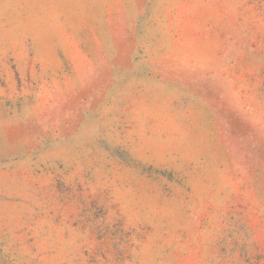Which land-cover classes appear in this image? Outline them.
Returning a JSON list of instances; mask_svg holds the SVG:
<instances>
[{"label":"rangeland","instance_id":"1","mask_svg":"<svg viewBox=\"0 0 264 264\" xmlns=\"http://www.w3.org/2000/svg\"><path fill=\"white\" fill-rule=\"evenodd\" d=\"M0 264H264V0H0Z\"/></svg>","mask_w":264,"mask_h":264}]
</instances>
